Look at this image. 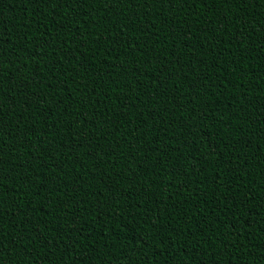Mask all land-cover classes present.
<instances>
[{"label": "trees", "instance_id": "1", "mask_svg": "<svg viewBox=\"0 0 264 264\" xmlns=\"http://www.w3.org/2000/svg\"><path fill=\"white\" fill-rule=\"evenodd\" d=\"M0 264H264V0H0Z\"/></svg>", "mask_w": 264, "mask_h": 264}, {"label": "snow or ice", "instance_id": "2", "mask_svg": "<svg viewBox=\"0 0 264 264\" xmlns=\"http://www.w3.org/2000/svg\"><path fill=\"white\" fill-rule=\"evenodd\" d=\"M257 2H258V0H257Z\"/></svg>", "mask_w": 264, "mask_h": 264}]
</instances>
